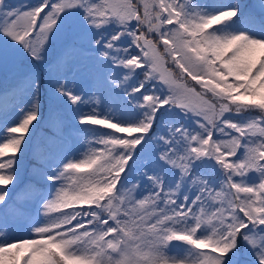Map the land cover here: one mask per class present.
<instances>
[{"label":"snow or ice","instance_id":"obj_1","mask_svg":"<svg viewBox=\"0 0 264 264\" xmlns=\"http://www.w3.org/2000/svg\"><path fill=\"white\" fill-rule=\"evenodd\" d=\"M0 68V264H264V0H0Z\"/></svg>","mask_w":264,"mask_h":264},{"label":"trees","instance_id":"obj_2","mask_svg":"<svg viewBox=\"0 0 264 264\" xmlns=\"http://www.w3.org/2000/svg\"><path fill=\"white\" fill-rule=\"evenodd\" d=\"M246 2L253 3V2H255V0H246ZM10 76H11V70L10 69L7 71L4 69H0V87H2L4 85L6 77H10ZM47 106H48V101H47V98H45V107H47ZM42 130L47 131V129L44 128V126H43V121H41L40 127H38L36 130V137L37 138L40 136Z\"/></svg>","mask_w":264,"mask_h":264},{"label":"rangeland","instance_id":"obj_3","mask_svg":"<svg viewBox=\"0 0 264 264\" xmlns=\"http://www.w3.org/2000/svg\"><path fill=\"white\" fill-rule=\"evenodd\" d=\"M14 2H15V0H14ZM0 69H3V68H0ZM5 70V69H4ZM178 71V70H177ZM188 83L189 84H194V82L193 81H191L190 79L188 80ZM198 87V86H197Z\"/></svg>","mask_w":264,"mask_h":264}]
</instances>
